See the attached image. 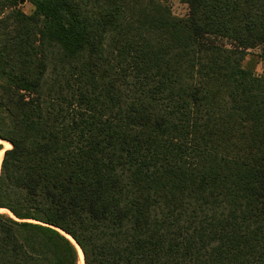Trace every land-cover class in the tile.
Returning <instances> with one entry per match:
<instances>
[{
    "label": "trees",
    "instance_id": "obj_1",
    "mask_svg": "<svg viewBox=\"0 0 264 264\" xmlns=\"http://www.w3.org/2000/svg\"><path fill=\"white\" fill-rule=\"evenodd\" d=\"M182 1L0 0V264H264V0Z\"/></svg>",
    "mask_w": 264,
    "mask_h": 264
},
{
    "label": "rangeland",
    "instance_id": "obj_2",
    "mask_svg": "<svg viewBox=\"0 0 264 264\" xmlns=\"http://www.w3.org/2000/svg\"><path fill=\"white\" fill-rule=\"evenodd\" d=\"M159 1L171 10L174 17L179 18V19H186L189 16V13H190L189 7L188 5L183 3L182 0H159ZM19 7L26 14H31L33 12L32 5L27 1H21V4ZM221 45L228 46L226 42L221 43ZM243 60H244L243 67L245 69L252 71L256 76L264 79V58L262 57L261 48L257 47L255 49H251L247 51ZM2 144L4 145V148L6 150L11 149L7 145L8 143L2 142ZM1 161H0V165H1ZM3 213H8V212H0V214H3Z\"/></svg>",
    "mask_w": 264,
    "mask_h": 264
},
{
    "label": "bare ground",
    "instance_id": "obj_3",
    "mask_svg": "<svg viewBox=\"0 0 264 264\" xmlns=\"http://www.w3.org/2000/svg\"><path fill=\"white\" fill-rule=\"evenodd\" d=\"M10 148H11V145L10 144H7ZM1 160H2V157H1ZM0 160V161H1ZM0 212H7V211H5V210H0ZM67 236V235H66ZM70 240H71V238L69 237V236H67ZM72 242H73V240H71ZM74 243V242H73ZM79 250V249H78ZM79 253H80V250H79ZM80 256H81V254H80ZM80 260H81V257H80ZM80 263V262H79Z\"/></svg>",
    "mask_w": 264,
    "mask_h": 264
},
{
    "label": "water",
    "instance_id": "obj_4",
    "mask_svg": "<svg viewBox=\"0 0 264 264\" xmlns=\"http://www.w3.org/2000/svg\"><path fill=\"white\" fill-rule=\"evenodd\" d=\"M65 234V233H64ZM67 236H69V235H67ZM70 237V236H69ZM71 238V237H70ZM71 240H73L72 238H71ZM73 242H74V244L77 246V248L81 251V249H80V247L76 244V242L73 240ZM82 252V251H81ZM83 254V253H82Z\"/></svg>",
    "mask_w": 264,
    "mask_h": 264
}]
</instances>
